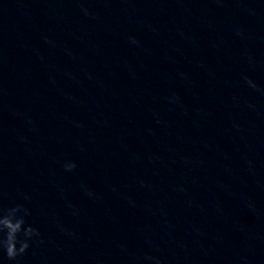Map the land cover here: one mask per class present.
Returning <instances> with one entry per match:
<instances>
[{
  "label": "water",
  "instance_id": "water-1",
  "mask_svg": "<svg viewBox=\"0 0 264 264\" xmlns=\"http://www.w3.org/2000/svg\"><path fill=\"white\" fill-rule=\"evenodd\" d=\"M18 204L0 264H264V0H0Z\"/></svg>",
  "mask_w": 264,
  "mask_h": 264
},
{
  "label": "clouds",
  "instance_id": "clouds-1",
  "mask_svg": "<svg viewBox=\"0 0 264 264\" xmlns=\"http://www.w3.org/2000/svg\"><path fill=\"white\" fill-rule=\"evenodd\" d=\"M75 163L65 165V171H73ZM29 209L18 204L15 207L4 209L0 207V253L5 254L9 261H18L24 256L33 237L40 234L37 229L27 225L26 217Z\"/></svg>",
  "mask_w": 264,
  "mask_h": 264
}]
</instances>
